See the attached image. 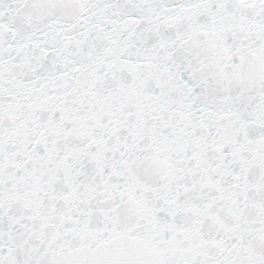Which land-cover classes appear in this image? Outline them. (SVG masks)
<instances>
[{
  "label": "snow or ice",
  "instance_id": "obj_1",
  "mask_svg": "<svg viewBox=\"0 0 264 264\" xmlns=\"http://www.w3.org/2000/svg\"><path fill=\"white\" fill-rule=\"evenodd\" d=\"M0 264H264V0H0Z\"/></svg>",
  "mask_w": 264,
  "mask_h": 264
}]
</instances>
